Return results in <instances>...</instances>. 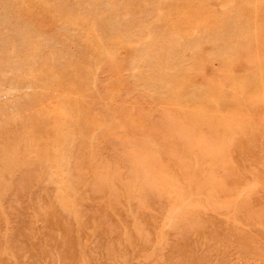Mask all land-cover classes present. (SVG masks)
I'll return each mask as SVG.
<instances>
[{
  "label": "rangeland",
  "instance_id": "obj_1",
  "mask_svg": "<svg viewBox=\"0 0 264 264\" xmlns=\"http://www.w3.org/2000/svg\"><path fill=\"white\" fill-rule=\"evenodd\" d=\"M0 264H264V0H0Z\"/></svg>",
  "mask_w": 264,
  "mask_h": 264
}]
</instances>
